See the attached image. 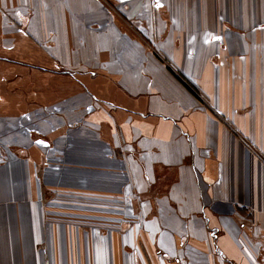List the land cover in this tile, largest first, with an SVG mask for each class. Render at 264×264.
Returning <instances> with one entry per match:
<instances>
[{
  "label": "crops",
  "instance_id": "1",
  "mask_svg": "<svg viewBox=\"0 0 264 264\" xmlns=\"http://www.w3.org/2000/svg\"><path fill=\"white\" fill-rule=\"evenodd\" d=\"M0 264H264V0H0Z\"/></svg>",
  "mask_w": 264,
  "mask_h": 264
},
{
  "label": "snow or ice",
  "instance_id": "2",
  "mask_svg": "<svg viewBox=\"0 0 264 264\" xmlns=\"http://www.w3.org/2000/svg\"><path fill=\"white\" fill-rule=\"evenodd\" d=\"M157 6H159V3H158V5Z\"/></svg>",
  "mask_w": 264,
  "mask_h": 264
}]
</instances>
